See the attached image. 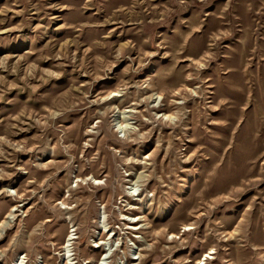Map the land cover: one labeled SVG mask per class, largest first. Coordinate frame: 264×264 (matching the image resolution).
Masks as SVG:
<instances>
[{
  "label": "rangeland",
  "instance_id": "obj_1",
  "mask_svg": "<svg viewBox=\"0 0 264 264\" xmlns=\"http://www.w3.org/2000/svg\"><path fill=\"white\" fill-rule=\"evenodd\" d=\"M0 264H264V0H0Z\"/></svg>",
  "mask_w": 264,
  "mask_h": 264
},
{
  "label": "bare ground",
  "instance_id": "obj_2",
  "mask_svg": "<svg viewBox=\"0 0 264 264\" xmlns=\"http://www.w3.org/2000/svg\"><path fill=\"white\" fill-rule=\"evenodd\" d=\"M156 99V98H155ZM127 126V125H126ZM16 208L15 207H13L12 209H11V212L12 211H14ZM8 217V216H7ZM74 238V236H73V232L71 231L70 233H69V236H68V238H67V242L65 243V245H64V247H65V249H66V251H68L69 249V245H70V243H72L71 241H72V239ZM69 254V253H68ZM69 257V256H68ZM106 257V256H105ZM210 258V255L209 254H206L205 255V258L204 259H206V258ZM69 259V258H68ZM72 259V258H71ZM68 261V260H67ZM71 261V260H70ZM69 263H71V262H69Z\"/></svg>",
  "mask_w": 264,
  "mask_h": 264
}]
</instances>
